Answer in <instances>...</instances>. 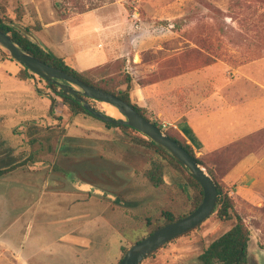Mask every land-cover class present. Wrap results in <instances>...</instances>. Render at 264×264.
Returning a JSON list of instances; mask_svg holds the SVG:
<instances>
[{
	"label": "crops",
	"instance_id": "0c3cea01",
	"mask_svg": "<svg viewBox=\"0 0 264 264\" xmlns=\"http://www.w3.org/2000/svg\"><path fill=\"white\" fill-rule=\"evenodd\" d=\"M28 3L30 10L24 18L31 15L32 24L39 25L40 29L34 32L43 37L45 43L41 42L46 52L67 58L77 71L85 73L117 60H125V68L133 61L142 63L146 73L158 71L159 62L155 59L153 63L142 61L144 26L133 22L134 11L124 6L105 5L61 19L52 0ZM210 3L212 5L208 4L205 10L215 9L225 20L210 22L206 19L200 24L193 21L192 36L185 38L187 50L198 48L199 42L207 46L201 48L200 55H194L202 62L188 54L184 69L169 68L164 71L167 77L159 81L134 84L131 97L153 113L163 126L176 129L196 156L205 158L214 171L225 170L219 175L220 180L248 224L253 220L262 221L259 215L264 212V0ZM180 53L164 54L161 59L174 58ZM52 97L56 101L51 112ZM60 101L61 98L46 86L42 88V83L18 62L0 57V168L8 167L3 160L21 149H28L26 142L36 137L23 136L29 127L39 126V122L45 120H53L55 124L52 116L65 118ZM68 136L77 137L76 134ZM64 140L65 137L63 149L74 151L65 147ZM37 141L45 140L38 135ZM223 162L233 165L226 170ZM72 174L69 183L75 178ZM164 182L160 189L168 195V208L180 205L184 208V201H191L193 192L181 173L165 167ZM49 186L52 185H44L40 191V204L58 195L57 191H49ZM75 192L64 191V194L70 198L75 197ZM134 192L138 196L136 200L122 202L135 206L130 208L133 210L149 209L161 199L146 195L138 187ZM94 197L102 209L113 204L112 200ZM118 220H121L119 212L110 219L111 228ZM76 231L69 230L67 236ZM66 233L58 235V242L63 241L60 247L67 257L78 256L80 251L75 245L64 243L67 241L62 234ZM21 263L26 264L25 258Z\"/></svg>",
	"mask_w": 264,
	"mask_h": 264
},
{
	"label": "rangeland",
	"instance_id": "374dc122",
	"mask_svg": "<svg viewBox=\"0 0 264 264\" xmlns=\"http://www.w3.org/2000/svg\"><path fill=\"white\" fill-rule=\"evenodd\" d=\"M210 1L223 3V0H52V3L59 17L105 5L124 6L134 11L133 22L144 26L142 61L153 63L157 54L188 49L185 38L192 36L191 22L225 20L216 10H205L212 5ZM28 2L30 0H0V16L10 26L21 25L31 32L35 28L39 30L38 24H32L31 15L24 18L30 10ZM229 15L233 16L232 13ZM36 36L45 43L39 32ZM198 47L207 48L201 42ZM0 50L9 55L1 47ZM135 64L131 61L126 70L130 71ZM104 74L106 72L98 68L84 73L95 82ZM41 83L42 88L45 87ZM52 94L55 93L52 91ZM89 102L109 114V104L95 100ZM63 104L61 99L60 106ZM52 118L56 120L55 124L53 120H45L39 122V126L29 127L23 136L36 137H30L26 142L28 149H21L2 161L9 166L24 158L30 160L28 165L8 176L3 175L0 180V264H23V258L26 264H118L121 248H129L141 235H148L153 227L164 221L163 212L172 211L177 217L190 210L191 201L187 200L184 208L181 203L177 208H168V195L160 189L164 185L154 187L145 177L151 162L163 159L156 151L135 143L129 136H143L141 133L109 128L101 120L84 114L65 116L59 121L56 116ZM70 134L77 137H69ZM38 135L45 141H37ZM64 137L65 147L74 151L63 149ZM37 162L41 163L36 165ZM165 167L175 170L167 162ZM72 173L75 178L69 183ZM44 185H52L48 190L59 193L40 204L38 196ZM137 187L146 195H156L162 200L149 209H130L135 206L122 202L136 200L138 196L134 191ZM64 191H76L75 197L69 198ZM94 195L112 200L113 204L102 209ZM118 212L121 220L111 228L110 219L117 217ZM259 216L262 221L248 223L253 254L249 264H259L258 259L264 264V212ZM233 223L222 222L213 213L197 229L171 241L141 264H201L198 257L212 241L229 231ZM73 228L77 229L76 233L67 236L66 232H73ZM61 233H66L62 234L67 241L64 243L71 242L80 251L78 256L69 258L65 255L60 247L63 241L58 242Z\"/></svg>",
	"mask_w": 264,
	"mask_h": 264
},
{
	"label": "trees",
	"instance_id": "16d2710c",
	"mask_svg": "<svg viewBox=\"0 0 264 264\" xmlns=\"http://www.w3.org/2000/svg\"><path fill=\"white\" fill-rule=\"evenodd\" d=\"M215 10V9H214ZM217 11V10H216ZM86 12V10L81 11L80 13ZM61 19H65L66 17L60 16ZM20 20V19H19ZM18 20V21H19ZM0 30L4 33L11 36V38L23 49L31 53L36 58L40 59L43 62H46L67 74L78 78L85 83L100 88L104 91H107L113 95L118 96L119 98L123 99L129 105H131L136 111H138L141 115H143L147 120L151 121L157 127L163 129L164 127H168L164 129L165 133L177 141L182 147L189 152V154L196 159V161L201 164L207 172L212 176L215 180L217 186V202L216 207L213 213L217 219L222 222L233 221V225L229 231L215 239L205 250L204 252L198 257L201 264H249L248 261V246L251 237V230L246 223L244 217L236 210L235 202L231 197L229 190L225 186V184L220 180L219 175H222L223 171L216 172L214 171L206 162L205 158H199L194 153L193 148L187 143L185 138L173 127L170 126H163L162 122L151 112L147 109L142 108L135 102L131 97V91L135 84V80L137 83L141 85H145L147 83H153L159 81L161 78L167 77L164 73L165 70H169V68H185L186 62V55L190 54L193 58H196L200 62L202 60L198 57L201 54V48H194L192 50L181 51L179 56L174 58H169L162 60L161 58L164 56V53L157 54L155 58L156 62H159L158 71L154 73H146L143 71L142 63L135 64L130 71H127L125 68V60H117L114 63L106 64L102 67H99L100 71L106 72L98 81H92L87 78L84 73L77 71L72 64L67 61L65 57L55 56L50 54L43 49H41L38 45L34 44L31 40H29L21 31L17 30L13 26H10L5 19L0 16ZM33 30H36L33 29ZM195 55V56H194ZM0 57L2 58H10L13 60L9 55L5 54L0 50ZM27 70V69H26ZM28 71V70H27ZM32 75V74H31ZM47 88L51 89L53 93L63 101V114L67 117H73L77 115H87L91 118L98 119L84 110V108L77 104L72 99L67 97L61 96L59 91L55 86L47 83ZM51 100V112L55 106V99L52 97ZM92 101L91 99H88ZM58 120H61V116H56ZM109 128H116L122 131H132L135 133L140 134L136 130L126 126V125H114L109 124L107 122L102 121ZM131 140L135 143L143 146H147L154 151H156L163 160H153L151 162V166L148 170L145 171V177L154 187H161L165 184L164 182V169H165V162L173 169L181 173L184 178L187 180L189 187L192 189V199H191V208L190 210L184 214L175 217L170 212H163L164 221L155 227H153L149 233L154 232L158 228L171 223L177 219H180L190 212L194 211L203 199V189L198 181H196L186 169H184L174 158H172L169 154L162 151L154 142L151 140L144 138L143 136H133L129 135ZM224 159V158H222ZM213 160H217V158H213ZM30 162L29 159H24L22 161H17L8 167L0 168V177L6 175L20 167L28 165ZM220 163V159L218 161ZM224 163V162H223ZM232 163H224L225 169H229L232 167ZM212 213V214H213ZM210 217V216H209ZM208 217V218H209ZM207 218V219H208ZM206 219V220H207ZM205 220V221H206ZM204 221V222H205ZM201 225V224H200ZM199 225V226H200ZM199 226L195 227L191 231L184 233L181 236L176 237L178 239L182 236L189 234L190 232L197 229ZM145 237V235H141L137 238V241ZM173 239V240H175ZM172 240V241H173ZM171 242V241H170ZM170 242L164 244L159 249L165 247ZM127 247L121 248V258L127 251ZM159 249H157L154 253H152L149 257H152ZM148 257V258H149Z\"/></svg>",
	"mask_w": 264,
	"mask_h": 264
},
{
	"label": "water",
	"instance_id": "95a60500",
	"mask_svg": "<svg viewBox=\"0 0 264 264\" xmlns=\"http://www.w3.org/2000/svg\"><path fill=\"white\" fill-rule=\"evenodd\" d=\"M13 27L21 31L29 40L46 51L45 46L34 32L17 24L13 25ZM0 47L7 51L13 60L22 65L29 72L37 75L52 86H55L61 96L72 99L94 117L109 124L126 125L141 133L145 138L154 142L162 151L174 158L201 185L203 189V199L194 211L158 228L132 244L119 260L118 264H141L164 244L191 231L212 215L217 202V186L215 180L181 144L169 137L163 129L147 120L131 105L118 96L89 85L36 58L19 46L11 36L1 30ZM88 99L104 102L113 106L120 113L121 117L111 116L93 107ZM93 187L94 186H92V188ZM251 258H253V254L251 253L249 245L248 261ZM257 261L259 264H263L259 259Z\"/></svg>",
	"mask_w": 264,
	"mask_h": 264
},
{
	"label": "bare ground",
	"instance_id": "6f19581e",
	"mask_svg": "<svg viewBox=\"0 0 264 264\" xmlns=\"http://www.w3.org/2000/svg\"><path fill=\"white\" fill-rule=\"evenodd\" d=\"M107 111H108V113H109L111 116H114V117H119V116H120V114H119V112L117 111V109L114 108L113 106H109V105H108Z\"/></svg>",
	"mask_w": 264,
	"mask_h": 264
},
{
	"label": "built area",
	"instance_id": "2783aa9c",
	"mask_svg": "<svg viewBox=\"0 0 264 264\" xmlns=\"http://www.w3.org/2000/svg\"><path fill=\"white\" fill-rule=\"evenodd\" d=\"M31 73V72H30ZM32 74V73H31ZM37 80H39L40 82H43L45 84V86L47 85V82L43 79H41L40 77H38L37 75L32 74Z\"/></svg>",
	"mask_w": 264,
	"mask_h": 264
}]
</instances>
